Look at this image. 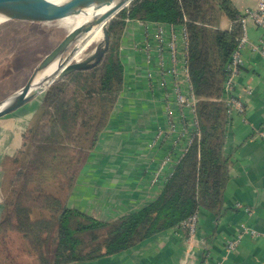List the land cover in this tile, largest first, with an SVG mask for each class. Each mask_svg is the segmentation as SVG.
Listing matches in <instances>:
<instances>
[{
	"label": "trees",
	"instance_id": "obj_1",
	"mask_svg": "<svg viewBox=\"0 0 264 264\" xmlns=\"http://www.w3.org/2000/svg\"><path fill=\"white\" fill-rule=\"evenodd\" d=\"M222 13L233 20L230 30L219 27ZM184 17L189 70L199 97L200 137L176 163L158 195L136 211L100 220L45 192L44 182L58 176L66 178L68 190L73 186L77 171L70 168L62 151L86 135L90 147L88 152L77 149V163L86 161L123 90L121 42L116 47L110 45L115 30L124 28L126 18L179 23ZM236 18L229 0H132L116 13L107 24L109 47L101 60L93 67L70 71L43 92L42 116L31 129V143L13 160L18 167L11 179L12 195L6 200L0 232L21 233L31 244L37 264H68L130 248L180 226L196 209L204 208L218 217L231 164L224 149L229 116L223 82L225 65L240 32ZM81 128L87 133L78 135ZM36 207L48 214L33 217Z\"/></svg>",
	"mask_w": 264,
	"mask_h": 264
},
{
	"label": "crops",
	"instance_id": "obj_2",
	"mask_svg": "<svg viewBox=\"0 0 264 264\" xmlns=\"http://www.w3.org/2000/svg\"><path fill=\"white\" fill-rule=\"evenodd\" d=\"M240 15L254 7L257 0H229ZM233 20L225 13L219 27L230 30ZM141 28L126 24L120 56L124 63V87L85 164L77 170L65 204L93 217L114 219L140 209L162 188L161 179L153 181L162 149L151 150L148 139L162 119L158 91L145 87L141 57L130 48L140 39ZM243 50V64L235 78V92L245 101L243 113H232L227 123L225 151L230 155L229 179L224 189L220 215L202 208L198 228L188 240L184 227L177 226L151 235L118 253L68 264H264V58L251 45L264 38V30L251 27ZM138 71L134 72L133 69ZM40 94V93H39ZM0 118V223L5 217L9 185L8 167L20 151L25 131L41 106L42 95ZM93 204V207H92ZM89 206V207H87ZM247 208V209H246ZM241 225L255 230L244 234L233 250L225 240ZM11 230L0 232V239ZM5 235V236H4Z\"/></svg>",
	"mask_w": 264,
	"mask_h": 264
},
{
	"label": "built area",
	"instance_id": "obj_3",
	"mask_svg": "<svg viewBox=\"0 0 264 264\" xmlns=\"http://www.w3.org/2000/svg\"><path fill=\"white\" fill-rule=\"evenodd\" d=\"M125 21L126 24L135 21L141 28L140 39L133 40L130 48L141 57L139 63L142 64L143 71L140 72L144 76L145 87L153 94L158 91L162 105L161 122L151 132L147 144L151 150L162 149L160 161L153 171V181L161 179L163 185L172 174L176 163L187 152L193 141L200 137L197 113L199 97L194 92L189 70L187 19L184 17L179 23L131 18H126ZM236 21L239 23L240 32L236 36V45L225 65L226 75L223 82L228 116L233 112L241 114L245 111L244 99L234 90L235 78L243 64V50L248 43V29L260 27L264 30V0H257L254 7L246 8L237 16ZM251 47L264 58V38ZM133 71L137 72L138 69L135 68ZM257 134L264 139V130H258ZM198 221L199 210L196 209L181 223L188 240L193 234L195 235ZM247 233L256 232L250 227L241 225L236 234L225 240L226 249L229 251L235 249L241 237ZM200 264L206 263L204 261Z\"/></svg>",
	"mask_w": 264,
	"mask_h": 264
},
{
	"label": "rangeland",
	"instance_id": "obj_4",
	"mask_svg": "<svg viewBox=\"0 0 264 264\" xmlns=\"http://www.w3.org/2000/svg\"><path fill=\"white\" fill-rule=\"evenodd\" d=\"M68 17L46 22L10 19L0 23V98L22 85L34 65L62 39L66 32L75 26V19ZM125 26L122 30L117 28L110 37V45L112 47H116L121 42ZM96 44L95 38L89 34L73 54L72 60L85 58L94 49ZM43 92L39 95H42ZM41 113L42 110L39 108L35 116H33L31 124L25 131V143L21 146L20 151L21 149L24 151L29 142L31 143L29 139L31 129L40 121ZM89 124H93V120ZM85 130L87 129L81 128L78 135L81 133L86 134ZM86 137L88 136L82 135L77 137L76 142L68 145V149L62 151L63 154L61 153L64 155L65 161L69 162L70 168L73 169L74 173L77 170L79 171L85 164V161L81 164L80 162L79 164L77 163L79 160L77 149L80 150V147H82L85 152H88L90 141ZM90 150L91 152L93 151L91 148ZM17 155L19 156L20 154L18 153ZM17 164L13 161L12 165L7 169L10 178L7 191L9 199H11V189L13 188L11 179L17 171ZM61 181L64 182L60 183ZM33 185H30V187ZM43 187L45 192L49 191V193L61 198L64 203L66 202V196L69 192L66 178L63 179L62 176H58L57 179L49 178L44 182ZM85 210L87 211L86 213L93 214V208H85ZM47 214L46 210L38 207L32 209L33 217H41ZM31 248V244L21 233L11 230L5 238L0 239V264H37L36 256L33 254V250H30Z\"/></svg>",
	"mask_w": 264,
	"mask_h": 264
},
{
	"label": "water",
	"instance_id": "obj_5",
	"mask_svg": "<svg viewBox=\"0 0 264 264\" xmlns=\"http://www.w3.org/2000/svg\"><path fill=\"white\" fill-rule=\"evenodd\" d=\"M132 0H0L1 22L19 19L35 22L58 20L88 12L86 18L73 26L33 67L25 82L0 98V118L12 113L54 81L75 69L96 65L109 47L107 24ZM102 11H99L101 10ZM101 26L102 38L83 59L73 61L78 47L91 31Z\"/></svg>",
	"mask_w": 264,
	"mask_h": 264
},
{
	"label": "bare ground",
	"instance_id": "obj_6",
	"mask_svg": "<svg viewBox=\"0 0 264 264\" xmlns=\"http://www.w3.org/2000/svg\"><path fill=\"white\" fill-rule=\"evenodd\" d=\"M54 1H61V0H54ZM99 11H102V9L99 10ZM87 13L88 12H86V14L85 13H80V14H77V15H71L69 17L75 19V22H76L75 25H78L81 21H83L86 18V16L88 15ZM0 23H1V20H0ZM90 34L95 38V42L100 41L101 38H102V28H101V26L99 25L98 27L94 28L91 31ZM76 60H79V59H74L73 61H76Z\"/></svg>",
	"mask_w": 264,
	"mask_h": 264
}]
</instances>
